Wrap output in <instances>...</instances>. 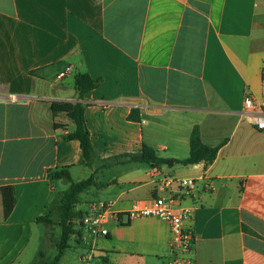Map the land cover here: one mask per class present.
<instances>
[{"label": "crops", "instance_id": "crops-1", "mask_svg": "<svg viewBox=\"0 0 264 264\" xmlns=\"http://www.w3.org/2000/svg\"><path fill=\"white\" fill-rule=\"evenodd\" d=\"M263 68L264 0H0V187L16 196L6 219L0 193V264L55 259L31 248L40 226H58L38 220L55 219L68 188L51 172L67 168L80 182L76 173L95 170L68 138L74 122L52 110L54 102L78 101L99 162L144 144L186 159L195 128L203 144L220 147L212 164L101 170L107 185L76 210L103 201L118 219L107 236L76 228L68 249L81 251L85 264H177L167 221L127 219L135 201L155 197L192 212L188 264H264V133L244 105L247 95L264 100ZM77 73L102 80L83 100ZM134 109L141 121L129 119Z\"/></svg>", "mask_w": 264, "mask_h": 264}, {"label": "trees", "instance_id": "trees-1", "mask_svg": "<svg viewBox=\"0 0 264 264\" xmlns=\"http://www.w3.org/2000/svg\"><path fill=\"white\" fill-rule=\"evenodd\" d=\"M35 72L32 73V75ZM74 84L77 94L81 100L84 99L85 94L96 89L101 84V79H94L88 73H77L74 76ZM86 104L82 101L78 102H54L52 110L54 115L60 113L66 114L75 124L76 130L68 138L78 140L81 145L84 156V164L88 167H95L91 177L80 182H74L71 173L67 168L55 170L51 172V177L61 179L67 183L68 188L64 192L61 201L53 208V214L57 212L58 218L50 219L48 216L40 218L38 221L46 224H57L62 228V238L59 244V252L51 263H47L44 256L38 264H58L65 251L70 247L69 242L71 236L76 234L77 227L82 226L80 220L83 217V211H77L76 207L81 202V196L89 193L91 190L101 189L107 184L100 183L99 173L101 170L110 168L116 165H125L129 163L150 164L153 167H174L176 165H195L201 162L212 164L218 155L220 147H210L201 141L199 129L195 128L191 135L190 141V155L186 159L164 158L160 157L157 151L148 146L143 145L141 150L137 153L123 154L116 156L111 160L105 162L97 161L94 148L91 140V134L87 127L85 118ZM132 121H141L139 109H134L129 116ZM0 193L3 201L4 217L7 219L13 212L16 205L15 190L12 186L0 187ZM96 201V200H95ZM93 202V201H91ZM90 202V203H91ZM121 219V216H119ZM122 224V222H120Z\"/></svg>", "mask_w": 264, "mask_h": 264}, {"label": "built area", "instance_id": "built-area-1", "mask_svg": "<svg viewBox=\"0 0 264 264\" xmlns=\"http://www.w3.org/2000/svg\"><path fill=\"white\" fill-rule=\"evenodd\" d=\"M71 72L72 69L68 67L59 74V78H64ZM244 105L245 112L252 117L256 129L264 133V100L257 101L253 96L247 95ZM193 184V180H181V185L184 187ZM175 201L173 198L166 197L135 201L127 214V219L130 221L138 217L151 216L167 221L171 231V246L181 254L177 264H188L191 259L187 256L193 252L196 238L194 233L185 226V221L190 218L192 212L188 209L176 211L173 205ZM113 218L118 219V216L113 212L111 204L93 201L87 205L80 223L95 237L107 236L109 235L107 224Z\"/></svg>", "mask_w": 264, "mask_h": 264}, {"label": "rangeland", "instance_id": "rangeland-1", "mask_svg": "<svg viewBox=\"0 0 264 264\" xmlns=\"http://www.w3.org/2000/svg\"><path fill=\"white\" fill-rule=\"evenodd\" d=\"M74 179L85 180L91 177V173L85 169L80 170L78 173L73 176ZM57 183V181H56ZM57 188L60 192L66 190L64 185L57 183ZM83 202H89L93 199L92 191L82 195ZM61 201V200H60ZM55 217L58 218L57 212L55 211ZM51 228V229H50ZM47 228L46 226L42 225L39 227V230L35 231L32 247L33 249L39 248V252H43L46 254V257L49 259H54L59 252V244L62 238V228L60 226H52ZM49 237V241L46 238ZM82 253L75 248H71L67 250V259L61 261L60 264H85L82 261Z\"/></svg>", "mask_w": 264, "mask_h": 264}]
</instances>
